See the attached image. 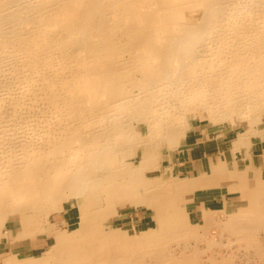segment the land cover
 I'll use <instances>...</instances> for the list:
<instances>
[{
    "label": "bare ground",
    "instance_id": "obj_1",
    "mask_svg": "<svg viewBox=\"0 0 264 264\" xmlns=\"http://www.w3.org/2000/svg\"><path fill=\"white\" fill-rule=\"evenodd\" d=\"M197 8L202 17L186 22ZM186 99H198L196 109L216 120H250L264 110V0H0V223L21 229L19 239L47 237L33 256L0 264H233L190 246L214 226L251 244L255 255L241 264H264L263 242L242 224L264 225V198L260 215L205 208L195 223L175 208L176 191L154 193L151 179L130 173L132 182L111 194L138 207L156 197L165 211H153L155 226L132 236L107 227L103 210L87 206L128 153L133 119L148 124L142 145L156 162L162 149H182L176 139ZM165 170L185 188L209 187ZM102 171L110 178L101 181ZM71 197L82 198L80 221L60 231L45 215ZM209 241L208 248L217 245Z\"/></svg>",
    "mask_w": 264,
    "mask_h": 264
},
{
    "label": "rangeland",
    "instance_id": "obj_2",
    "mask_svg": "<svg viewBox=\"0 0 264 264\" xmlns=\"http://www.w3.org/2000/svg\"><path fill=\"white\" fill-rule=\"evenodd\" d=\"M252 6L254 7L255 5ZM252 6L250 7L252 8ZM202 15H203V11L201 8L189 10L185 14V21L189 23L196 22L198 19L202 17ZM214 30H216V28ZM205 39H206L205 35L201 36L199 41L194 42V47L196 48L199 47V45H202L205 42ZM166 45H169V41H167L166 44H161L159 47H166ZM154 50H156V48ZM186 52L189 53V55H185V59L187 62H189L191 60L190 58L191 51L186 49ZM175 88L177 89V85H175ZM202 92L203 94L201 93L200 95L202 96L205 95V90H203ZM136 93L139 94L141 93V91L137 90ZM175 97L176 99L178 97L177 90L175 92ZM198 102H199L198 99H194L192 101L191 100L187 101L186 99V104H184L183 106H181V108H179V114L180 115L182 114L184 117H186L185 125L183 126V130H182L183 133L179 134L176 139V143L179 145H181L182 143H186V141L191 136V133H193V131L196 129L197 126H202L204 128L208 126L221 128L223 126L227 127L231 125H244L248 122L253 121L256 118L262 119L264 117V110L259 109L249 114L248 118L250 117L249 119L251 121L244 119H236L235 121L216 120L214 118L211 119L209 115L207 114L205 115V112L196 109L200 105L199 104L200 102L199 103ZM133 120L134 121L130 123L129 127L132 130H134L136 134L134 139L133 137H129V139H127L126 143H128L127 144L128 153L125 154L123 161H119L118 164L117 163L115 164L116 168L114 169V179L108 177L109 174H107V172L104 171L101 172V175L103 174L102 177L100 178L101 181L110 178L109 180L111 181V183L106 187L103 185L102 188L96 192V194H98L97 197L91 198L87 201V206H89L90 208L96 207L95 209L101 208L107 216L105 225L109 228H112L114 231L117 229L125 230V232H127L129 236L134 235L135 228H140L141 226L148 227L149 225H151L152 227L155 226L154 212L157 213V215L159 214L161 216H163V214L165 213V211L163 210V206L161 204V200L153 196L154 198H151L147 204L138 207L130 202L120 203L118 201L119 200L118 197L116 198L111 194L112 192L116 191L119 188L121 183L127 181L132 182L134 178H131L129 174L135 173L136 175L139 176H145L147 179H151L153 181V182L151 181L152 183H155L153 185V188L149 186L151 189H154V193L158 192L160 189L169 190V191L172 190V193L173 191H176L177 193L175 192L173 194H175V197H178L177 199L179 200V202H175V208L179 209V211L187 213L190 222L196 223L197 216L191 213L192 211L190 206L192 190L188 189V187L185 188L183 185L178 184L177 182L173 181L172 178H171L172 180L169 179L170 176L167 174L165 170L167 166H172L175 172L181 170L179 165L175 164L173 161L176 151L178 150L169 151L167 148L162 149V152L159 157V161L156 162L157 154L152 152L147 147L146 148L143 147L142 145L144 141L148 140V135H147L148 124L146 122L139 124L135 119ZM138 131L141 134H138ZM186 131H188L187 138L184 137L182 139V135H185ZM141 165L144 166L143 169H141ZM158 182L159 184H157ZM146 190H149L148 187L146 188ZM145 194L148 195L149 193L148 194L145 193ZM81 203H82L81 197L80 198L71 197L67 200L58 201L57 203L53 204L51 212L45 215V221L48 224L50 223L55 225L57 228H59L60 226L59 229L60 231H72L78 227V223L80 221L79 205ZM260 207L259 206H257V208L242 207L241 210L233 209L231 206H229L228 208L231 210V212L239 211L241 215H243L242 213L244 214L253 213L256 215L257 214L260 215L262 210V208ZM223 216L224 215L219 216L220 221L226 219V216L225 217ZM242 224L244 230L248 229L254 231L256 237L255 239L257 240V243L263 242L262 244H264V225L250 226L249 224L247 223L245 224L244 222ZM20 231L21 229H18L14 226L11 225L9 226L5 223H0V237H2V239H0V258L3 261H9L12 255L19 256L25 253L33 256L34 252H37L42 248L46 247L47 237L45 236V234H36L31 238L19 239L16 238L15 235H18ZM203 231L204 230L199 231L200 240L196 238L194 240L192 239L189 244L192 247H196L199 249L201 248L205 250L206 251L204 253L205 256L214 255V253L215 254L220 253L221 256L230 258V261L233 264H241L244 262V260L247 259L248 256H251V254L255 255L254 251L251 249V244L246 243L243 240L241 241L237 236V234L234 231H232L230 227L228 228V227L214 226L210 230H206L208 234L202 236L205 233V231L204 232ZM201 233L203 234L201 235ZM211 235L212 236L215 235L213 239L211 238L212 237ZM218 235H220V237ZM205 237H208V239H206ZM209 240H211L212 242H216L217 245H215L214 243H213L214 246L211 245L212 243ZM221 241H224V243ZM209 242L211 243L209 244L211 246L208 248L207 246ZM218 242L223 244H219ZM231 242L232 244H229ZM221 245L224 247H221ZM211 247L215 249L213 250L211 249Z\"/></svg>",
    "mask_w": 264,
    "mask_h": 264
},
{
    "label": "crops",
    "instance_id": "obj_3",
    "mask_svg": "<svg viewBox=\"0 0 264 264\" xmlns=\"http://www.w3.org/2000/svg\"><path fill=\"white\" fill-rule=\"evenodd\" d=\"M173 161L181 168L178 173L209 185L192 190L191 213L197 221L205 208L260 207L264 198V117L244 125L197 126Z\"/></svg>",
    "mask_w": 264,
    "mask_h": 264
}]
</instances>
